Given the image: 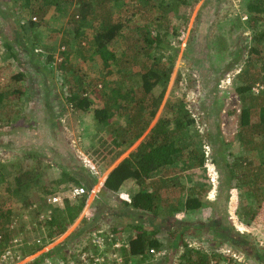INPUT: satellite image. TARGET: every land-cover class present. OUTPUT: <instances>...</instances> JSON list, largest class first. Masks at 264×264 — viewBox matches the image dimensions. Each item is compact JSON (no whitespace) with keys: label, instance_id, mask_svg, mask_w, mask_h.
Here are the masks:
<instances>
[{"label":"rangeland","instance_id":"obj_1","mask_svg":"<svg viewBox=\"0 0 264 264\" xmlns=\"http://www.w3.org/2000/svg\"><path fill=\"white\" fill-rule=\"evenodd\" d=\"M4 1H6V4H3L0 0V91L20 88L24 94L16 96V99L12 101L14 103L12 106L0 110V166L6 165L7 161L21 156L22 153L33 152L44 157L46 162L51 164L48 170L51 180L59 182L61 180L60 173H56V167L54 166L56 164L51 161L56 156L54 152L62 153L66 147L63 146L61 141L53 139L50 125L51 117L56 118L62 106L66 105L68 112L60 120V125L64 128V134L60 133V135H65L71 149L76 151L73 153L78 152L81 155V158L78 157L79 161L88 166L90 165L89 167L98 165L95 158L102 148L98 136L93 134L97 131L95 117L93 118L87 112L80 115L71 108L70 103H66L64 95L73 86L66 79L75 81L78 74L75 75V70L84 74L83 83L85 86L89 85L88 87L96 90V93L91 96L95 99L98 91L102 90L103 86L115 82H119L125 89L138 88V69L132 68V70L125 67L121 69L118 64L114 63L111 70L109 69L111 74H107L108 70L104 68L100 56L90 55L84 60L82 50L77 51L78 42L80 41L84 49L88 48L89 43L95 37V33L91 28L92 22L90 21L85 22L83 25L82 31L84 34L77 35V24L69 18V15L74 13L72 6H68L65 13L60 14L61 17L52 9L43 17V21H40L39 16H33L29 13L22 15L21 9L12 0ZM251 1L178 0L180 6L166 10V7H169L172 3V0H167L164 7H156L150 10V7L143 4L141 0H126L125 4L123 3V11L114 14L113 21L118 22L119 19L120 22L125 23L122 32L124 36H132V38L137 37L139 32L141 33L140 27L148 25L149 21H154L153 34H157L156 25H161V31H167L169 41L178 49L173 63L168 62L165 65L166 70L162 75L161 82L153 90L155 100L160 103V109L149 130L160 117L166 115V103L173 100L184 101L185 106L193 113L196 120V128L200 135L193 136L191 141L195 143L194 145L202 143L205 146L207 166L205 170H194L195 172L190 174L187 180L184 179V181L187 187H195L199 194H206V197L208 196L211 201L216 196L218 198L216 204L222 207L217 206L219 209L217 212H215V209L213 211L211 208L205 207L204 217L203 213L194 216L201 219V223L205 224L204 228H199V231H196L197 228L193 230L196 236L192 240V242H195L193 246L197 248L204 247L202 250L205 252L209 246L218 244L219 240L215 237L216 232L212 230L215 228V219L218 217L216 215L223 214L228 228L232 229L234 222H236L239 226L237 229L241 233L249 234L251 245L249 254H254L253 259L255 258L251 264H264V200L260 199L257 204L256 201L249 199L250 194L248 191L250 189L248 185L228 179L227 167L229 163L233 162L234 157L239 154L250 160V163L247 160L243 161L242 172L244 173L247 171L249 164L258 166L260 160L259 157H256V153L251 154L246 151L243 153L240 143L237 141L240 125L239 117L242 102H244L242 96L237 92L240 87L238 75L240 71L249 67H252V73H257L259 70L258 66L250 64L253 61H258V58L251 54L253 47L261 50L262 62L264 63V46H260L253 41L255 34L254 21L251 20V15L247 10L248 3ZM260 18H262V21L256 23L258 29L264 27V14ZM27 20L36 23L38 28H28L27 32H22L26 30V26H29V24L25 25ZM93 23L94 25L99 24L96 21H93ZM5 41H9L7 43L11 46L10 48L4 47ZM63 41H68V46ZM116 43L117 55L120 57L122 48L119 45L123 46V41ZM130 43H132V39L128 41V44ZM37 45L40 46V50L45 52L42 56H38L33 51ZM68 52L70 53L71 64L66 65L65 53ZM166 54L169 55L168 52ZM19 73L27 75V80L20 81V77L14 79ZM247 95H250V92ZM262 100L264 102V99ZM257 118V115L252 114L250 119L251 121H257ZM57 123H55V126H57ZM56 128L57 130L60 129ZM60 135L59 139H61ZM101 135L104 136V139L107 137L104 129ZM143 139L144 137L141 140ZM138 143L125 154L128 155L129 152H134ZM78 145H81V149H78ZM182 145H186V150L190 154L194 151V147L190 143V137ZM185 157L189 158V155ZM84 158L87 160H83ZM188 158H186L184 164L197 160V157ZM213 160L217 161V165L212 164ZM245 163H248V165L245 166ZM191 165H194V163H191ZM92 170L97 173L94 168ZM100 175H102L100 179L102 180L104 175L102 172H100ZM4 186L6 187L5 184ZM186 186H183V188L175 187L170 190L169 198L178 201L181 196L186 194L183 191H188ZM3 188L0 187L1 208L3 211L11 209L20 222V224L17 223L18 234H16V238H13V241L18 240V247L13 251V254L18 260L17 258L14 259L21 262V264L40 262L44 255L48 254H65L73 248L88 243L93 234L104 238L103 240L107 239L105 241L109 246L113 238L112 236L109 238L107 232L111 227L117 226L123 230L132 225L131 215L128 216L121 212L123 206L115 198L119 195L103 196V184L99 189V193L96 191L97 188H93L90 192L87 201L89 203L93 201L91 207L88 212H83L76 224L67 233L55 239L51 244L46 245L40 252L31 255L29 251L34 249L35 246L30 243L36 241L38 237H42L44 241H47L46 238H51L52 234L49 230L40 227L38 221L43 219V216L37 218V215L34 214L35 211L30 210L31 208L26 209L19 201H7L5 189ZM64 188L65 186L57 187L54 185L51 189L62 190ZM207 190L208 193H205ZM69 192H71V189ZM67 197L74 200L69 198V194ZM60 198L61 200L58 203L64 201L63 196ZM251 203L254 205L252 208L249 207ZM246 210L255 213V218L251 221L249 227L240 220V215ZM131 214L133 217V213ZM119 216H122V218H115ZM232 216H235L236 220H233ZM146 217H148V213L144 212L140 219ZM21 222L26 224L23 229L20 226ZM89 222L90 224H88ZM150 222L146 221L145 227L149 228L150 224L148 223ZM165 222L170 228L176 227L178 224L175 219H168ZM83 223L88 224L87 226L103 225L99 228L96 227L89 234L86 233L85 228L80 233L81 235L76 236L78 228ZM156 226L159 227L158 223H156ZM253 228L255 230H251ZM140 231H142V228ZM169 231L167 230L166 233L168 236L162 235L165 236L164 240L167 239L162 240L164 244L159 243L156 250H162L165 247L167 250L171 248L172 250H168V258L164 261V264H176V258L180 255L176 251L177 245L174 248V239ZM153 232L156 233H153L152 237L159 236V232ZM180 233L186 234L179 231L177 235L180 236ZM218 234L223 237L222 233ZM234 234L237 235V231H234ZM25 236L30 240L25 241ZM115 239L122 242L123 255L127 254L129 252L127 242L129 238L121 240L115 237ZM13 241L0 252V264H8L6 260H3V255H5L8 247L13 246ZM233 241H236L235 238L229 241V248L237 250L238 246ZM223 244L217 246L222 248ZM148 250L144 253H130L129 256L124 258L131 260L132 264H137V260L146 259ZM115 251L119 252L118 249ZM210 251L208 250V252ZM8 262L10 264V261Z\"/></svg>","mask_w":264,"mask_h":264},{"label":"trees","instance_id":"obj_2","mask_svg":"<svg viewBox=\"0 0 264 264\" xmlns=\"http://www.w3.org/2000/svg\"><path fill=\"white\" fill-rule=\"evenodd\" d=\"M125 1L126 0H12V2L21 9L22 15L27 13L33 16L36 15L39 16L40 21H43V17L52 9L60 16V14L65 13L68 6H72L74 13L69 15V18L77 24V35L84 34L82 31L83 25L85 22L87 23L90 21L92 22L91 28L95 33V37L89 43L88 48L84 49L80 41L78 42L77 51L79 52L82 50L84 60L90 55L100 56L104 68L108 70L107 74H111L109 69L111 70V66L114 63L118 64L121 69L123 67L126 69H138V88L125 89L119 82H115L108 86H103L102 90L98 91V95L95 99L91 96L96 93V90L88 87L89 85H84V74L75 70V75L78 73L75 81L66 79L68 83L73 84L64 95L66 103H70L71 108L80 115L87 112L91 114L93 118L95 117L97 131L93 134L98 136L99 143L102 146L95 159L98 166L106 170L144 137L151 124L156 119L160 109V103L155 100L156 98L153 94V90L161 82L162 75L166 70L165 65L168 64V62L173 63L176 53L178 52L177 47L169 41L167 31H161V25H156L155 29L157 30V34H153L152 29H154L155 26V24H153L154 21H149L148 25L140 27L141 33L139 32L137 37L132 38V36H124L122 31L125 23L120 22L118 18H116L118 22L113 21L115 18L113 15L123 11V3L125 4ZM141 1L152 10L156 7H164V3L167 0ZM1 2L6 4L4 0H1ZM176 6H180L178 0H172L169 6L170 8L166 7V10H171ZM247 10L251 15V20L254 21L253 29L255 30V34L253 41L260 46H264V27L258 29L256 24L262 21L260 16L264 14V0H252L248 3ZM93 21L99 22V24L94 25ZM27 24H29V26H26V30H23L21 27L24 33L29 30L28 28H38L36 23H33L31 20H27L25 25ZM131 39L132 43L128 44V41ZM121 41H123V46L119 45V47L122 48V54L119 57L116 51V42L121 43ZM7 42L9 41L4 42V47L10 48L11 46ZM63 43L68 46V41H63ZM39 48L40 46L37 45L33 51L38 56H42L45 52ZM167 52L169 53L168 56L166 54ZM171 52L172 54H170ZM251 54H254L259 62L252 60L253 62L250 64L258 66L259 70L257 73H252V67H249L240 71L238 75L240 87L237 92L242 96L244 102H242V109L239 117L240 125L237 133V141L240 143V148L243 153H245V151L251 154L256 153V157L260 158L259 165L251 166L245 163V166L248 165V168L245 173L242 172L243 161L247 160V157L239 154L234 157L233 162L229 163L227 167L229 173L228 179L247 184L250 189L248 191L250 194L249 199L256 201L258 204L260 199L264 200V196H262L264 195V102L262 100L264 99V63L262 62V53L259 48L253 47ZM65 56L66 65L71 64L70 53H65ZM19 77L20 81L27 80V75L23 73H19L14 79H18ZM258 86L262 88L259 89L258 92L254 91ZM249 92L250 95H247ZM21 94L24 93L21 92L20 88L0 91V110L2 111L12 106L14 104L12 101L16 99V96H20ZM161 98L162 96L160 99ZM166 104V115L158 119L136 150L117 165L104 183L102 194L106 197H110L111 194H113L112 196L118 195L117 192L121 184L127 179H142L144 182L151 180V184L156 186L153 192H140L133 199H124L120 196H116L115 198L123 206L121 212L142 210L145 213L152 214L157 210L170 212L184 211L190 216L200 211L206 202L205 198H208L206 194H199L195 187H187L184 178L182 179V174L184 172L197 169L205 170L207 166V156L204 151L205 146L202 145V143L194 145L195 143L191 141L193 136L197 137L198 134L200 135V132L196 128L194 115L187 106H185L182 100H173ZM67 110L68 108L66 105L62 106L58 111V116L56 118L51 117L50 125L53 139L61 141L63 146L66 147L62 153L54 152L56 156L51 161L56 164L54 165L56 167V173H60L61 180L59 182H53L51 180V176L48 173L51 164H48L44 157L33 152L22 153L21 156L7 161L6 165L0 166V187L3 188L5 187L4 184L6 185L3 189H5L7 201H19L26 209L31 208L30 210L35 211L34 214L37 215V218H42L43 216L44 218H40L41 220L38 221L40 227L49 230L52 234L51 238H46L47 241H44L42 237H38L36 241L30 243L35 246L34 249L29 251L31 255L40 252L46 245L51 244L55 239L67 233L76 224L79 217L85 211L88 204L87 199L95 186L96 179L94 180L91 175L93 171L92 167L79 161L78 157L81 158V155L78 152L76 154L73 153L75 151L71 149L65 135H60V133H63L64 129L60 125V120L65 113L68 112ZM252 114L258 116L257 121H251L250 118ZM56 122H58L57 126H55ZM56 127L62 129L57 130ZM101 128H103L106 133L105 136L107 137L105 139L104 136L101 135L103 131ZM59 135L61 139H59ZM189 137L190 143L194 147V151L191 154L186 150V145H182ZM188 155L189 158H184V156ZM194 157H197V160L184 164L187 160L186 158L192 159ZM85 159L86 158L83 160ZM247 162L250 163V160H247ZM191 163H194V165H191ZM212 164L217 165V161L213 160ZM177 167L180 168L175 169ZM169 168L174 169L178 177L174 180L172 179L171 188L167 189L165 186L161 185V182H163L164 170H169ZM211 184L213 183L211 182ZM54 185L57 187L65 186V188L62 190L51 189ZM177 185L178 187L183 188V186H186L188 188V191H183V193H186L183 195L185 196V202L182 201L183 196H181L178 201H175L174 198L173 200L169 199L168 194L170 190ZM76 186L84 187L86 189V194L74 200L68 199V191ZM205 193H208V190ZM60 195L64 198L62 203H50L52 197ZM1 199L2 197L0 198V202L2 201ZM253 206V203L249 205L250 208ZM115 218H122V216ZM170 218L171 217L168 219ZM254 218V211L251 213L249 210H246L240 215L241 222L248 227ZM17 223L20 224L14 212L11 209L3 211L0 205V252L9 244L10 238H16V234H18ZM88 224H90V222ZM88 224L85 225L83 223L82 226L78 228L76 236L81 235L80 233L85 228L87 230L86 233L89 234L94 231L96 227L99 228L103 225L87 226ZM25 225L26 224L21 222V229H23ZM233 226L232 229L228 228L227 225L226 227L223 225L221 226L223 237H220L219 234V237L215 236L216 239L219 240L217 245L223 243L229 245V241L235 238L236 241L233 242L238 246V252L249 257V255H247L249 254V250H251L249 234L241 233L235 226L234 229ZM128 228L132 231H138L132 239L127 241L129 253H144L148 249H156L159 243L164 244L163 242L153 239V233L148 232L144 227H142V231H140L141 227L133 225V219L132 225ZM174 228L175 231L173 230L174 232L171 233L173 239H177L178 241L177 252L178 255H180L179 264H213L214 261L219 264L221 257L217 253V250L220 249L219 246H209L204 252L202 250L204 247L197 248L193 246L195 242H192V240L196 236L194 235L192 225H188L186 222L185 225H182L181 230L178 226ZM178 230L180 232L190 233L187 234L189 238H186V234L184 233H180V236H178ZM234 231H237L238 234L235 235ZM128 232L129 231H124V229L122 230L114 226L109 229L107 234L109 238L112 236V242L116 240L115 237L121 240L126 239V236H129L127 235ZM27 236L29 237V234ZM27 236H25V241L30 240ZM208 250L211 251L208 252ZM181 251H183V253H181ZM252 256L254 257V254ZM228 260L232 259L228 258ZM34 264H37V262Z\"/></svg>","mask_w":264,"mask_h":264},{"label":"crops","instance_id":"obj_3","mask_svg":"<svg viewBox=\"0 0 264 264\" xmlns=\"http://www.w3.org/2000/svg\"><path fill=\"white\" fill-rule=\"evenodd\" d=\"M217 34V33H216ZM149 132H147L145 135H144V138L147 136ZM142 140L139 141V143L137 144L136 147H138V145L141 143ZM79 146V145H78ZM78 149H81V145L79 146ZM76 152V151H75ZM128 153V152H126ZM131 153L129 152L128 155H124L122 156L123 158L118 160V162L116 164H113L112 166H110L107 170L106 169H102L101 166H98V165H95L93 166L92 168H94L95 171H97V173H94V171L91 172V175L93 177V179L95 180V186H94V189H96V191H98L100 189V187L105 183L106 179L109 177V175L113 172V170L117 167V165L126 157H129ZM175 169H178L175 168ZM168 169L164 170V176H163V182H161V185L165 186L167 189L171 188V182H172V179H176L178 177L176 173V171L172 168H169V170L167 171ZM106 171V172H105ZM100 172L103 173L104 175V178L102 180L101 177L102 175H100ZM194 171H186L182 174V179H186L189 177L190 174H193ZM91 181V180H90ZM178 187V185L176 186ZM156 188V186L154 184H151V180L147 181V182H144L142 179L141 180H133V179H127L125 180L120 188H119V191L117 192V194L124 198V199H133L135 198L140 192H146V193H151L154 191V189ZM96 194L98 195V193L96 192ZM171 200H173V198H169ZM185 199V196H183L182 198V201ZM209 198H205V204H204V207L196 212L195 214L193 215H188L186 212L182 211V212H170V211H154L152 214H148V217H146L145 219H140L141 215L144 214V212L142 210H134L133 212L131 211H124L123 213L126 214V215H131V218L133 219V225L136 226V227H144L145 230H148V232L150 233H156V232H153V231H157L159 232V236H155V237H152L153 239L159 241V242H162V240H164V237L165 236H162V235H166L167 233V230H170L169 231V234H171L172 236V231L174 230L175 231V228L172 227L170 228V226L165 222V221H168V218L171 217L170 219H175L178 221V224L177 226L181 229L182 228V225H185L186 222L188 223V225H192L193 226V230H195V228H197L198 230L196 231H199V228H204V224L205 223H201V219L197 218V217H194L195 215L197 214H200V213H203V217H204V213L206 212L204 210V208H211L212 210L215 209L217 211H219L218 207H222L221 205H218L216 204V201L218 200V198H216V196H214V200L211 201V199ZM204 200V199H203ZM185 202V201H183ZM93 203V201L91 203L88 202V206L86 207L85 211H88L89 208L91 207V204ZM204 203V201H203ZM218 206V207H217ZM183 210V209H182ZM214 211V210H213ZM133 213V217H132V214ZM169 215V216H168ZM218 216L215 220V228L210 229L212 231H215L217 232L216 234V237L218 235V233H221L222 230H221V226H225L226 227V223H225V219H224V216L223 214L222 215H216ZM85 217V216H84ZM146 221H151L150 223V227H145L146 225ZM204 222V221H203ZM156 223H158L159 227L156 226ZM155 224V225H154ZM217 224V225H216ZM154 227V228H153ZM156 227V228H155ZM167 228V229H166ZM127 229V230H126ZM251 230H255L254 228L251 229ZM124 231H129L127 235L129 236H126L127 238H129L127 241H129L130 239H132V237H134L138 231H130L129 228H125ZM192 231V230H191ZM196 233V232H195ZM187 234H190V233H186V238H189L187 236ZM123 235V234H122ZM125 235V234H124ZM168 236V235H166ZM121 237V236H120ZM173 238V237H172ZM167 238H165L166 240ZM164 240V241H165ZM13 241V238L9 240V243H12ZM173 243H174V248L176 247V245L178 244V241L177 239L173 240ZM173 248V250H175ZM172 250L171 248L169 249V251ZM177 251V250H176ZM249 255V262L248 264H251L252 261H254L253 259V256L251 254H247ZM37 261L35 262H32L31 264H34L36 263Z\"/></svg>","mask_w":264,"mask_h":264},{"label":"built area","instance_id":"obj_4","mask_svg":"<svg viewBox=\"0 0 264 264\" xmlns=\"http://www.w3.org/2000/svg\"><path fill=\"white\" fill-rule=\"evenodd\" d=\"M262 87H256L254 91L258 92ZM69 198H80L86 194V189L84 187H75L71 189L68 193ZM61 200L60 197H52L50 202L58 203ZM237 217V216H236ZM233 220H236L235 216H232ZM234 226L238 228L239 226L234 222ZM239 231V230H238ZM93 234L91 240L84 245L77 248H73L67 251L65 254L58 255H44L40 262L37 264H132L131 260H126L124 257L129 256L130 253L123 255L121 248V241L114 240L108 246L107 239ZM120 241V242H115ZM18 240L13 241V246L8 247L5 255H3V260L10 261V264H21V262L16 261L14 258L13 251L18 247ZM127 244V243H126ZM225 246V247H224ZM222 248L217 250L220 257L219 264H248L250 261L248 257L244 256L238 250L229 248V245H224ZM119 250V252L115 250ZM168 250L166 248L162 250H156L151 248L146 252V259L137 260V264H164V261L168 258ZM182 253V251H181ZM178 256L176 262L179 264ZM231 258L232 260H228ZM14 260V261H13ZM18 260V258H17ZM176 263V264H177ZM213 264H218L216 261Z\"/></svg>","mask_w":264,"mask_h":264}]
</instances>
